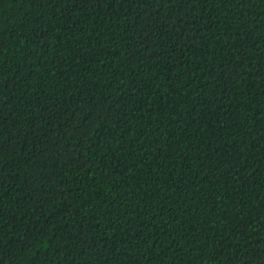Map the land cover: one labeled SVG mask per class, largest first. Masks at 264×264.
Segmentation results:
<instances>
[{"label": "trees", "instance_id": "obj_1", "mask_svg": "<svg viewBox=\"0 0 264 264\" xmlns=\"http://www.w3.org/2000/svg\"><path fill=\"white\" fill-rule=\"evenodd\" d=\"M0 264H264V0H0Z\"/></svg>", "mask_w": 264, "mask_h": 264}]
</instances>
